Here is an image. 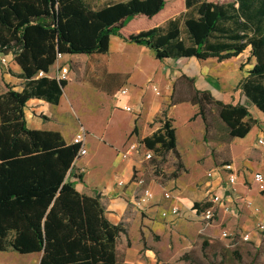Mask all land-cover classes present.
I'll list each match as a JSON object with an SVG mask.
<instances>
[{
	"label": "trees",
	"instance_id": "1",
	"mask_svg": "<svg viewBox=\"0 0 264 264\" xmlns=\"http://www.w3.org/2000/svg\"><path fill=\"white\" fill-rule=\"evenodd\" d=\"M111 35L151 48L159 60L221 62L248 48L254 63L235 86L246 103H224L206 90L188 101L198 106L204 136L208 103L228 137H243L256 123L248 105L264 114V0H119L97 9L85 0H0V51L13 54L24 80L20 91L6 85L0 93V251L41 253L37 264H117L125 229L107 219L98 194L81 193L70 180L81 178L73 173L78 145L58 131L28 128L24 116L30 98L58 103L67 80L36 76L57 53L103 54ZM171 122L165 117L139 140L152 152L149 163L157 152L180 158ZM208 205L203 199L191 209Z\"/></svg>",
	"mask_w": 264,
	"mask_h": 264
},
{
	"label": "crops",
	"instance_id": "2",
	"mask_svg": "<svg viewBox=\"0 0 264 264\" xmlns=\"http://www.w3.org/2000/svg\"><path fill=\"white\" fill-rule=\"evenodd\" d=\"M114 45L118 47L117 50H115ZM127 47H131L135 51V53L132 54V58L129 59H127V54L123 53V51H126ZM118 56L127 59L129 64L128 67L121 68L115 64ZM179 60H181V58H165L159 60L155 58L154 51L151 48L126 41L119 35H111L109 38L108 51L106 53L91 55L64 54L58 61V63L66 66L67 64H64L66 61L73 63L72 68L75 71V78L78 72H85L86 70L89 72L95 71L93 81L90 82V85L104 96L107 106L115 111L122 110L128 114L132 113L130 126L128 130L124 132L120 147L116 148L117 150H113L115 153L113 159L105 162L102 169L100 168L95 173L85 169L81 178L69 177L70 180L74 182L75 188L79 192L86 195L98 194L105 208V216L107 219L113 224L122 225L125 229V232L119 235L116 242L117 264L163 263L166 256L162 251V246H160V239L165 235L170 237L171 233L176 232L171 230L169 224L164 223L172 220L173 217L171 216L168 219L161 217L162 211L160 210L162 208L167 209L171 205H176L180 212L181 207H187L189 209L193 202L201 201L209 194H222V204L216 208L213 222L221 225L224 224L230 229L239 228L243 233L253 230L257 223L264 221V191L259 190L257 184L253 181V174L255 172H260L264 175V151L258 147L259 145L257 144V139L264 135V114L255 106L248 105V110L250 113L249 116L255 119L256 123L252 125L248 133L243 137H226L222 139L207 138V140H204V129L197 130L198 141L203 142L207 146L205 147L207 155L204 158V163L206 165L210 163L214 165L215 163L218 167L216 168L218 171L213 173L214 175L212 178H210L201 189L192 188L188 182H182L179 179L177 180V185H175L173 180L164 185H161L156 178L152 179L151 177L149 178L150 180H147V166L146 164L142 165L138 163L136 161V159H138L137 156H132L128 159L122 158L121 152L126 145L129 142L138 141L135 135H132L130 139H128L129 136L125 139L127 133H144L146 131L144 123L151 120L157 114H161L162 111H165L166 116L171 118L174 123V115L177 109H183L187 117L198 111V106L190 103L188 100L174 104L170 102L177 76H187L182 66L172 64L174 61L177 62ZM189 60L198 61L195 58H190ZM56 65L57 63L55 62L50 66L47 76L54 73ZM209 71L210 69L206 66H202L198 69L201 85L197 86V89L209 91L215 99L221 100L224 103H246L245 99L241 97L239 90L235 89L238 80L244 75L240 76L234 85V89L237 91L236 99L227 100L224 99V97L215 96L211 88L206 85V80L202 79V77L205 78L208 76L206 74L209 73ZM20 73L21 69L15 62L9 64L7 72L0 71V93L5 90L6 85H10L13 89L20 91L24 82V80L19 77ZM139 74H145L149 87L150 83H153L159 89L158 95L151 90L153 97L148 99L149 107L147 109L144 106L145 102L142 98L143 90L139 92L134 84V78ZM154 77H157L162 84L160 85V83L154 81ZM68 82L69 80H67V84ZM82 84L92 88L89 84ZM66 85L63 88L58 103L55 104V110L58 114H63L66 109L72 108ZM121 88L126 89L125 94L120 93ZM154 97L160 98L157 99ZM45 102L39 98H30L26 102L24 107L26 126L30 129L58 131L65 142L70 143L78 127V120L74 121L73 116H78V114L73 110L74 114L70 119L71 123H74V126L65 130L63 121H60L54 114L45 112L46 110L41 106L45 104ZM125 106H129L131 111H125L123 109ZM39 113H42V115L45 116L44 118L47 119H43ZM139 115L140 118L136 120L135 118ZM78 117L80 118V116ZM79 121L87 130L85 142L87 152L86 155L75 161L73 166H80L79 162L82 158H85V156L87 157L86 166L87 164L91 166L93 164V158L87 156L90 153V146H87V139L89 132H93V128L84 119L83 121ZM197 121L200 122L201 119ZM139 123H141L140 126ZM141 127H143V130ZM65 131H68L67 134H65ZM190 132H192L191 136L194 135L192 129ZM94 135L96 136L95 140L97 144L101 147L106 145L110 148L113 147L112 141L108 138L106 129L97 131ZM145 136H148V134L145 133L143 137ZM178 142L176 132V149ZM255 148H258V150H255ZM209 150H213L217 153L219 159L214 161L213 157L209 154ZM177 151L181 157L182 163L187 167L188 165L185 159H183L182 154L178 149ZM200 157L201 155H199L196 162L192 164L196 168H201L198 163ZM226 163L231 165L236 174V181L232 185L226 182V175L224 171L221 170V167ZM136 169L139 171L135 172ZM73 173H75L74 170ZM198 175L199 172L197 169V173L190 176V181ZM135 176H140L144 184L148 185L154 193L153 201L145 208H137L132 202V197L135 193L140 191L139 184L134 181ZM119 179L123 180V185L117 184ZM78 180L82 181L80 186L79 183H76ZM164 191H168L172 199L167 205H165L163 201V198H165L163 195ZM215 191L219 192L217 193ZM225 200L228 201L227 204L224 203ZM229 206L234 207L236 211L240 212L238 219H233L230 214L227 215L228 212L225 208ZM158 207H160V210H157ZM28 255L34 257L32 264H36L39 261L41 253H29Z\"/></svg>",
	"mask_w": 264,
	"mask_h": 264
},
{
	"label": "rangeland",
	"instance_id": "3",
	"mask_svg": "<svg viewBox=\"0 0 264 264\" xmlns=\"http://www.w3.org/2000/svg\"><path fill=\"white\" fill-rule=\"evenodd\" d=\"M85 1L92 8L97 9L107 3L119 0ZM131 47H127L126 51H123V53L127 54V59L132 58V54L135 53ZM114 48L115 50L118 49L116 45H114ZM127 59L118 56L115 64L121 68L128 67L129 64ZM189 59L190 58H181V60L172 63L173 65L182 66L187 75L177 76L172 91L175 99L189 100L195 90L201 91L196 87L201 85L198 69L202 66H206L210 69L209 73L206 74L208 76L205 78L202 77V79L206 80V85L211 88L215 96H221L227 100L236 99L237 91H235L234 85L237 79L245 75L246 70L254 63V59L248 55V48L238 56L221 62H218L215 58L201 61ZM64 64L68 66L66 80H69V82L66 85V90L71 99L70 104L72 108L66 109L63 114H58L55 110V104L44 101L45 104L41 106L44 107L46 110L45 112L54 114L60 121H63L65 130L74 126V123H71L70 119L74 114L73 110L80 116L79 118L77 115H74V121H83L84 119L92 126L93 132L88 131L87 146H90V153L87 156L93 158V164L91 166L87 164L86 166L87 157L85 156V158H82L79 162L81 167L74 166L73 168L75 174H81L83 176L85 169L95 173L100 168L102 169L105 162L113 159L115 154L113 150H117L116 148L120 147L124 132L127 131L130 126L132 113L128 114L122 110L115 111L107 106L104 96L90 85V82L93 81L95 71L89 72L86 70L85 72H78L75 78V71L72 68L73 63L66 61ZM153 79L160 83V85L162 84L157 77ZM82 83L86 85L89 84L93 89L86 87ZM134 84L139 92L143 90L142 98L145 102L144 106L147 109L149 107L148 99L153 97V94L147 84L145 74L137 75V77L134 78ZM154 98L158 99L160 97ZM213 98L215 97L213 96ZM204 110L206 114V128L208 129L206 135L203 137H205L206 140L207 138L222 139L228 137L227 127L218 117L216 106L213 103H208L204 106ZM161 114H157L151 120L144 123L146 130L144 133L137 132L138 134H133L129 132L125 136V139H127L128 136V139H130L132 135H135L139 141L145 133L151 135L161 126L164 118L167 117ZM39 115L43 119H47L44 118L45 116H43L42 113H39ZM140 115L135 119L137 120L140 118ZM174 119V123L171 122V124L175 127V133L177 132L179 141L177 149L182 154L188 166L185 167L181 161V157H176L172 151L157 152L154 162L144 163L148 170L147 180H150L149 178L151 177L152 179L156 178L161 185L173 180L175 185H177V180L179 179L182 182H188L192 188L201 189L202 186L212 178L214 175L213 173L218 171V169H216L218 167L215 163V166L211 163L207 165L204 163V158L207 155L205 147L207 146L203 142L198 141L197 130L204 129L205 131V124L198 114V111L187 117L183 109H177ZM199 119H201L200 122L197 121ZM140 124L141 123H139V126ZM103 129H106L108 138L112 141V148L107 145L101 147L95 140L96 136L94 133ZM141 129L143 130V127H141ZM191 129L194 132L192 136V132H190ZM65 132V134H67L68 131ZM255 150H258V148H255ZM209 154L213 157L214 161L219 159L217 153L213 150H209ZM199 155H201V157L198 163L201 168H196L192 164L196 162ZM134 156H137V158L140 157L139 154H134ZM197 169L199 175L197 177L195 176L190 181V176L194 173L196 174ZM208 173L211 174L208 176ZM81 182V180H78L76 183H79L80 186L82 184ZM215 192L218 193L219 191ZM171 200V198H163L165 205L170 203ZM227 202L226 200L224 201L225 204H227ZM234 207H227V215L230 214L233 219H238L240 212L236 211ZM164 209L165 208H162L160 210V207L157 208V210L160 211ZM191 213L192 212L187 207H181L179 215L173 217L170 221L164 222L169 224L171 230L176 233H171L170 237L165 235L160 239V246H162V251L166 256L162 264H264V232L253 229L250 233V239L244 240L242 239V232L239 228L230 229L226 225H221L216 222L206 224ZM169 217L171 216L165 218L168 219ZM223 231L229 233L230 236L226 238L223 237ZM33 258V256L20 254L14 250L0 251V264H32Z\"/></svg>",
	"mask_w": 264,
	"mask_h": 264
},
{
	"label": "built area",
	"instance_id": "4",
	"mask_svg": "<svg viewBox=\"0 0 264 264\" xmlns=\"http://www.w3.org/2000/svg\"><path fill=\"white\" fill-rule=\"evenodd\" d=\"M63 57V54L57 53L55 62L57 65L55 66L54 73L52 75H49V77H54L57 80H66L67 74H68V67L66 65L58 63V61ZM15 62L13 59V54L11 52L5 53L3 51H0V71L7 72L9 69V64ZM54 62V63H55ZM37 77L40 76H47V73L43 71L37 72ZM150 83V82H149ZM150 89L155 93L159 94L158 87L150 83ZM121 94L126 93L125 88L120 89ZM125 111H131V108L129 106H125L123 108ZM87 137V130L82 125L80 121H78V127L77 131L74 133V135L71 138L72 144L78 145L77 155L76 159L77 161L80 157L86 155V148H85V142ZM257 144L263 149L264 151V135L259 137L257 139ZM134 154H139L140 157L136 159V161L140 164H144L145 162H149L150 158L152 157V152L150 150H147L139 141H132L129 142L126 147L121 152L122 158L128 159ZM73 162V163H74ZM221 170L224 171L226 175V182L230 185L234 184L236 181V174L231 167L229 163L224 164L221 167ZM139 171L138 169L135 170V172ZM211 173H208V176ZM134 181L137 182L140 186V191L138 193H135V195L132 197L133 205L137 208H145L147 207L154 199V193L151 190V188L148 185H145L143 182V179L140 176H135ZM253 181L257 184V187L259 190L264 191V175L260 172H255L253 174ZM123 180L119 179L117 181L118 185H123ZM223 192V191H222ZM164 197L170 198L171 195L168 193V191H164ZM206 201L209 203L208 206L204 207L200 211L192 210L191 206L189 207L192 214L198 218L199 220L205 222L206 224L212 223L215 218L216 214V208L222 204L223 196L222 194H209L207 197H205ZM227 210V207L225 208ZM179 215V208L176 205H171L167 209L162 210L161 216L163 218L167 216L175 217ZM254 229L259 232H264V221L259 222L255 225ZM250 233L251 231H246L242 233V239L249 240L250 239ZM223 237H229L230 234L226 231L222 232ZM37 264V263H36Z\"/></svg>",
	"mask_w": 264,
	"mask_h": 264
}]
</instances>
